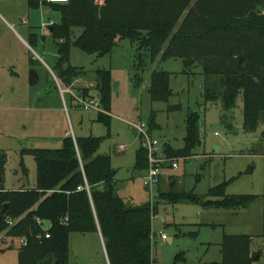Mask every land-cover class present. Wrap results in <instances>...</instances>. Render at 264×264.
<instances>
[{
  "label": "trees",
  "instance_id": "obj_1",
  "mask_svg": "<svg viewBox=\"0 0 264 264\" xmlns=\"http://www.w3.org/2000/svg\"><path fill=\"white\" fill-rule=\"evenodd\" d=\"M40 2L27 0L31 10L38 9ZM45 5L60 14L59 22L50 27V36L58 52L53 72L62 86L69 88L84 75L83 68H63L69 62L71 45L98 59L127 40L137 48L135 85L141 84L147 64L158 55L161 61L179 59L184 70L200 67L204 103H219L228 112L241 96L243 131L255 133L264 125V0H68ZM32 37L35 41L29 40L30 46L37 42V35ZM30 65H34L32 59ZM93 74L94 90L105 112L98 113L95 121L108 129L111 71L96 69ZM83 92L86 95L88 89ZM148 94L153 102H168L172 96L169 73L154 71ZM173 108L178 107L168 110ZM199 123V114L189 112L183 147L174 149L164 143L165 153L187 159L200 144ZM147 125L150 132L157 130L155 113ZM101 142L98 137L73 140L68 136L55 150H25L36 164L35 188L6 191L0 186V234L5 231L8 237L27 241L18 249V264H68L69 235L98 231L109 264H154L149 205H127L117 196L111 159L97 154ZM146 168V152L139 146L133 170ZM227 184L210 188L204 196L183 190L158 191L154 211L159 202L233 211L247 209L257 199L228 196ZM64 218L66 223L61 222ZM9 220L15 221L12 226ZM44 221L51 224L47 231L42 228ZM183 235L196 237L195 233ZM253 239L223 234L218 264H255L261 251H252ZM173 264H187L185 254H176Z\"/></svg>",
  "mask_w": 264,
  "mask_h": 264
},
{
  "label": "rangeland",
  "instance_id": "obj_2",
  "mask_svg": "<svg viewBox=\"0 0 264 264\" xmlns=\"http://www.w3.org/2000/svg\"><path fill=\"white\" fill-rule=\"evenodd\" d=\"M0 4L4 5L0 6V161L4 162L0 177L4 190L35 187L36 164L25 150L58 149L66 135L73 140L92 136L102 138L97 154L111 159L117 196L127 205L145 204L149 197L142 187L144 172L133 170L140 143L131 126L147 124L153 112L159 126L155 137L181 149L186 117L195 112L200 116V144L187 159L178 162L177 169L166 171L158 191L183 190L204 196L210 188L226 182V195H253L257 199L247 209L233 211L159 202L154 211L157 218L152 221L155 263L173 264L175 255L183 252L187 264H218L220 242L226 234L252 236V251H261L255 264H264V125L255 133L243 131L241 96L228 112L219 103H204L200 67L184 70L181 60L161 61L160 55L147 64L141 84L135 85L137 48L127 40L119 41L110 55L98 59L71 45L69 62L63 68L84 69V75L71 84L73 90L87 88L90 94L98 96L93 71H111V119L107 129L95 121V112L75 108L69 94L61 96L57 82L65 87L53 72L58 64L57 48L48 30L41 31L40 24H34L43 11H29L24 0H0ZM42 9L44 14H50L44 21L59 22L58 12L48 7ZM27 14L33 16L30 27L21 25ZM3 20L12 25V31ZM24 30L37 35L36 45L28 48L19 39L27 41ZM31 70L38 76L33 87L29 84ZM154 71L170 75L172 96L166 103L153 102L149 97ZM170 107L178 108L169 111ZM161 231L172 242L162 240L158 236ZM188 233H195L196 237L183 235ZM70 238L68 264H105L102 245L92 235L73 233ZM20 239L14 238L18 244L13 242V249L0 254V264H18Z\"/></svg>",
  "mask_w": 264,
  "mask_h": 264
},
{
  "label": "built area",
  "instance_id": "obj_3",
  "mask_svg": "<svg viewBox=\"0 0 264 264\" xmlns=\"http://www.w3.org/2000/svg\"><path fill=\"white\" fill-rule=\"evenodd\" d=\"M46 4H66L68 0H44ZM53 21L49 20L47 22L41 23L42 29H47L52 27ZM60 94H69L71 101L75 108H78L85 112H95L96 114H104V110L100 104L98 96L90 94L87 92L85 95L83 89L72 90L70 88H60ZM131 128L134 130L140 147L145 150L147 156V168L143 171L144 175L141 177L142 187L147 192L149 200L148 205L150 209V220H151V230L155 235V231L152 229V221L157 218V214L154 213V207L156 202H158V190L161 186L162 178L166 175V171L175 170L178 168V162L180 160H185L184 158L169 157L164 150V143H162L153 132H150L147 124L132 125ZM217 135V134H215ZM15 221H8V224L12 226ZM61 222L66 223L67 218L61 220ZM163 224L164 221L161 220ZM43 228V227H42ZM44 230V229H43ZM158 236L162 240H166L163 232H159ZM20 246L24 247L26 245V238L20 239Z\"/></svg>",
  "mask_w": 264,
  "mask_h": 264
},
{
  "label": "crops",
  "instance_id": "obj_4",
  "mask_svg": "<svg viewBox=\"0 0 264 264\" xmlns=\"http://www.w3.org/2000/svg\"><path fill=\"white\" fill-rule=\"evenodd\" d=\"M41 2H43V3H41ZM41 2H40V5H39V8L37 9V10H39L40 12L41 11H43L41 14H40V17H39V19L37 20V22H35L34 24H40L39 25V29L41 30V31H46V30H48V32L50 33V31H49V29H50V27L49 28H47V29H42L41 28V23L42 22H46V21H44L43 20V18H45L46 16H49L50 14H44V9H42L43 7H47L45 4L46 3H44L45 1L44 0H41ZM24 4L26 5V8L30 11L31 9H29V7H28V4H27V0H24ZM0 6H2L3 8H4V5H1L0 4ZM36 10V9H35ZM49 12H50V10H49ZM9 17H11V18H13L12 16H9ZM36 16H34V18H35ZM31 19H33V16L32 17H30V15L29 14H27V18H26V20H24V19H22L21 20V25L22 26H25V27H30V24H31ZM49 20H51V19H48L47 21H49ZM4 22H5V24H6V26L12 31V25L9 23V22H7V20H3ZM51 21H53V20H51ZM41 22V23H40ZM54 22V21H53ZM54 23H56V22H54ZM25 31V35H26V37H27V41H25L24 39H21L19 36H18V34H15L16 36H18L19 37V39L24 43V45L26 46V47H28V48H30V45L28 44V42H29V40L31 41V40H33L32 38V36L33 35H36V34H33V33H30V31L29 30H24ZM14 33V32H13ZM33 41H35V40H33ZM33 59V58H32ZM57 84H58V88L60 87V88H62L61 86H60V83L59 82H57ZM66 88V87H65ZM68 88V87H67ZM70 89H72L71 87H69ZM84 89H87V88H84ZM73 90V89H72ZM74 90H80V89H74ZM59 92H60V90H59ZM153 134H154V132H153ZM155 135V134H154ZM66 137H68L67 135H66ZM166 176H167V174L164 176V178H162V181H161V185H162V183H163V180L166 178ZM35 187H33L32 189H34ZM23 189H25V188H23ZM39 224V223H38ZM71 235L72 234H70L69 235V244H70V237H71ZM79 235H84V236H87V235H92V237H94L95 239H97L100 243H101V245H102V248H103V252H104V255H105V260H106V262H105V264H109L108 263V260H107V257H106V252H105V249H104V243H103V239H102V237H101V234H100V232L98 231L97 233H86V234H79ZM166 240H168L169 242L171 241L172 242V240L171 239H169V238H166ZM13 242H15V240H14V238H11V237H8L7 235H6V232L4 231L3 233H1L0 234V254H2L5 250H11V249H13ZM16 243V242H15ZM16 244H18V243H16ZM19 245L17 246V257H18V249H19ZM4 248V249H3ZM152 258H153V256H152ZM153 260H154V263H155V259L153 258ZM156 264V263H155Z\"/></svg>",
  "mask_w": 264,
  "mask_h": 264
},
{
  "label": "water",
  "instance_id": "obj_5",
  "mask_svg": "<svg viewBox=\"0 0 264 264\" xmlns=\"http://www.w3.org/2000/svg\"><path fill=\"white\" fill-rule=\"evenodd\" d=\"M49 31L51 32V28L49 29ZM38 82V76L37 74L35 73V71L31 70L30 73H29V84L30 86H35ZM215 150H217V147H215ZM4 165V162L3 161H0V172H1V168L3 167ZM2 185V180H1V177H0V186ZM51 227V224L49 221H44L43 222V229L45 231L49 230Z\"/></svg>",
  "mask_w": 264,
  "mask_h": 264
}]
</instances>
